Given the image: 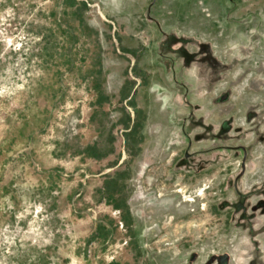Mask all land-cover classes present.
<instances>
[{
	"label": "rangeland",
	"instance_id": "obj_1",
	"mask_svg": "<svg viewBox=\"0 0 264 264\" xmlns=\"http://www.w3.org/2000/svg\"><path fill=\"white\" fill-rule=\"evenodd\" d=\"M0 264H264V0H0Z\"/></svg>",
	"mask_w": 264,
	"mask_h": 264
}]
</instances>
